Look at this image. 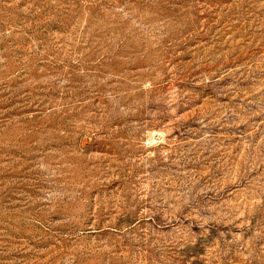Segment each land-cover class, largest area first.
<instances>
[{
  "label": "rangeland",
  "instance_id": "obj_1",
  "mask_svg": "<svg viewBox=\"0 0 264 264\" xmlns=\"http://www.w3.org/2000/svg\"><path fill=\"white\" fill-rule=\"evenodd\" d=\"M0 264H264V0H0Z\"/></svg>",
  "mask_w": 264,
  "mask_h": 264
}]
</instances>
